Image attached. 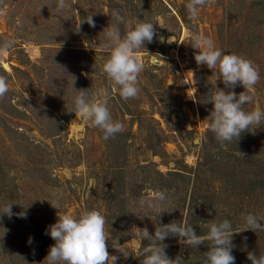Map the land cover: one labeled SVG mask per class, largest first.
<instances>
[{
  "label": "rangeland",
  "instance_id": "rangeland-1",
  "mask_svg": "<svg viewBox=\"0 0 264 264\" xmlns=\"http://www.w3.org/2000/svg\"><path fill=\"white\" fill-rule=\"evenodd\" d=\"M56 2L0 0V44L12 42L0 56L8 83L0 99V211L11 202L14 213L0 215V264H47L55 243L48 226L58 215L89 210L105 217L116 264L143 259L148 241L133 227L154 234L158 224L182 219L198 235L208 221H231L235 264H251L248 252L264 254V231H241L245 214L264 218V126L237 143H218L207 127L208 92L245 89H226L216 80L218 69L198 66L188 35L199 33L225 54L252 61L260 79L244 110L264 111V0H212L196 19L188 0H68L75 11H56ZM113 11L128 21L117 24L122 36L140 20L156 24L153 42L136 53L143 63L139 93L127 100L101 70L109 53L100 33L117 23ZM90 15L95 27L83 23ZM73 89L106 100L124 130L104 140L99 128L70 113ZM152 190H166L158 217L136 203ZM113 240L125 244L127 259ZM164 243L170 258L200 264L210 242L189 248L170 237Z\"/></svg>",
  "mask_w": 264,
  "mask_h": 264
},
{
  "label": "clouds",
  "instance_id": "clouds-1",
  "mask_svg": "<svg viewBox=\"0 0 264 264\" xmlns=\"http://www.w3.org/2000/svg\"><path fill=\"white\" fill-rule=\"evenodd\" d=\"M211 2L212 0H188L186 8L189 17L198 18V10ZM55 9L56 11L65 9L75 11L68 0H57ZM112 17L117 23L106 27L100 33L103 36L100 46L109 53L101 70L116 86L119 96L127 100L135 98L139 93L137 84L139 74L143 70V63L137 58L136 53L144 48L146 43L153 42L156 24L140 20L130 26V30L122 36L117 24L128 25V21L117 11H113ZM85 22L90 27H95L93 15L85 18L83 23ZM188 35L192 41L191 48L197 50L194 60L198 66L206 65L210 70L218 69L219 74L216 80H222L226 89H234L238 85L245 89L238 95L235 91L226 92L217 87L210 89L208 103H211L213 108L206 118L209 121L207 127L222 147L226 146V142L237 143L242 133L254 134L257 128L264 126L262 124L264 111H245L244 106L253 99L248 90L252 89L260 79L258 69L248 59L236 54H225L217 49L214 42L206 36L193 32H189ZM160 39L163 42V38ZM11 47V41L0 44V56ZM73 81H75L74 77ZM74 91L77 95L73 98V109L70 113L81 116L99 128L103 132L104 140L114 138L116 134L124 130L123 124L112 118L106 100L97 102L90 99L87 95L88 90ZM7 92V78L0 75V99H3ZM166 201V190H152L147 196L140 197L136 203L139 208L153 211L158 217L165 213ZM12 205L11 202L6 204L0 211V215L11 218L14 215ZM15 215L26 218L25 212ZM243 219L246 227L241 231H264V223H261L264 218H257L249 213L245 214ZM105 223V217L97 210L85 211L78 217L69 214L58 215L57 222L49 225L45 233L55 243L50 246L44 261H47V264H116L119 257L109 254V233L105 231ZM204 227L207 229L204 235H198L193 226L188 225L183 219L158 224L154 234H150L146 227L142 229L133 227L140 233L142 241H148L140 253L143 256L140 264H185L182 255L178 254L175 259L167 255L168 245L164 241L170 237L177 238L181 245L189 248H198L205 241L210 242L207 244L208 250L201 253L200 264H235V257L232 255L235 247L232 237L237 232L233 229L231 221L211 220ZM31 242L29 238V243ZM111 247L121 253L125 259L129 257L130 253L125 244L121 245L118 240H113ZM247 259L251 261V264H264V254L248 252Z\"/></svg>",
  "mask_w": 264,
  "mask_h": 264
}]
</instances>
